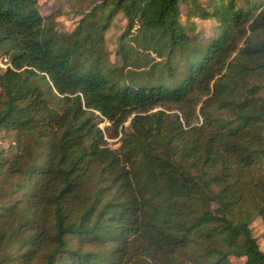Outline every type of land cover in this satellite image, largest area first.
<instances>
[{"label":"trees","instance_id":"16d2710c","mask_svg":"<svg viewBox=\"0 0 264 264\" xmlns=\"http://www.w3.org/2000/svg\"><path fill=\"white\" fill-rule=\"evenodd\" d=\"M0 58V264H264V0H0Z\"/></svg>","mask_w":264,"mask_h":264},{"label":"rangeland","instance_id":"374dc122","mask_svg":"<svg viewBox=\"0 0 264 264\" xmlns=\"http://www.w3.org/2000/svg\"><path fill=\"white\" fill-rule=\"evenodd\" d=\"M95 0H37L39 13L46 17H54V27L60 32H70L76 25L80 14L87 11ZM204 3L205 0H199ZM182 12L181 22H184V11L185 7L180 5ZM193 23L196 28V33L199 37L207 38L210 37L215 28V24L211 20L201 21L194 18ZM124 27V20L120 15L115 16L110 22L108 28L104 32V43L106 50L110 53V59H113V51L117 42L118 36L121 34ZM1 59V58H0ZM5 59H1L2 63H5ZM4 69V68H2ZM0 68V70H2ZM129 124L128 120L124 123V127ZM98 127L104 131V140L107 146L112 150H116L120 146L119 133L117 137L109 135L111 130L106 131V126L103 122L98 123ZM0 147L6 148L7 142L0 138ZM251 233L256 239L259 249L264 254V225L260 218L254 219L251 224ZM232 264H242L243 259L231 258ZM38 263V262H37ZM36 263V264H37Z\"/></svg>","mask_w":264,"mask_h":264},{"label":"built area","instance_id":"2783aa9c","mask_svg":"<svg viewBox=\"0 0 264 264\" xmlns=\"http://www.w3.org/2000/svg\"><path fill=\"white\" fill-rule=\"evenodd\" d=\"M6 67V64L5 63H2L1 62V59H0V68L2 69V68H5ZM103 124H105L104 122H103Z\"/></svg>","mask_w":264,"mask_h":264}]
</instances>
